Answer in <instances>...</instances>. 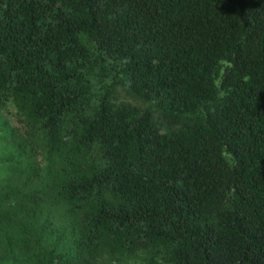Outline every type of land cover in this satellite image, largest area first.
I'll list each match as a JSON object with an SVG mask.
<instances>
[{"label":"trees","instance_id":"16d2710c","mask_svg":"<svg viewBox=\"0 0 264 264\" xmlns=\"http://www.w3.org/2000/svg\"><path fill=\"white\" fill-rule=\"evenodd\" d=\"M0 264H264V0H0Z\"/></svg>","mask_w":264,"mask_h":264}]
</instances>
